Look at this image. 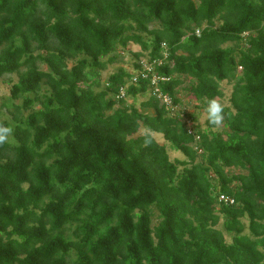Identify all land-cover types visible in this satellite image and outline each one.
Segmentation results:
<instances>
[{"label":"trees","instance_id":"trees-1","mask_svg":"<svg viewBox=\"0 0 264 264\" xmlns=\"http://www.w3.org/2000/svg\"><path fill=\"white\" fill-rule=\"evenodd\" d=\"M13 76L0 264H264V0H0ZM224 82L220 127L174 109Z\"/></svg>","mask_w":264,"mask_h":264},{"label":"rangeland","instance_id":"rangeland-1","mask_svg":"<svg viewBox=\"0 0 264 264\" xmlns=\"http://www.w3.org/2000/svg\"><path fill=\"white\" fill-rule=\"evenodd\" d=\"M129 51L126 53L125 58L121 60L118 63H115L111 65L107 70L103 71L102 73V80L105 81L113 72L117 71L121 67H125L129 72L133 71V64L136 61L135 57L133 56L132 53H138L141 52V46L139 45H130L129 46ZM131 51V52H130ZM140 62L143 60L142 58L138 59ZM17 79L16 76L13 77H6L4 80L0 81V105L5 102V99L9 96L10 92V80ZM222 87L225 93V97L221 100H219L223 106H226L228 104V98L230 97L231 91H232V85L224 82L222 83ZM181 97L184 100L185 105H179L178 107H175L176 111H180V115L182 117L185 116V113L188 112L190 113H196L197 115V121L198 124L204 126L207 122L206 119V114L204 113V109H197V104L190 103L189 105H186V94L184 92H181ZM4 119L3 117L0 118V121ZM153 137L161 144V145H166L168 147V143L164 140L163 136L160 134H153ZM170 150V149H168ZM170 153V158L171 160L175 159H184V155L180 152H169Z\"/></svg>","mask_w":264,"mask_h":264},{"label":"clouds","instance_id":"clouds-1","mask_svg":"<svg viewBox=\"0 0 264 264\" xmlns=\"http://www.w3.org/2000/svg\"><path fill=\"white\" fill-rule=\"evenodd\" d=\"M204 113L206 114V119L208 123L214 127H220L224 120V107L222 103L216 99H208L206 101V107L204 108ZM12 129L0 124V144L7 141ZM145 145L150 144L149 139H145Z\"/></svg>","mask_w":264,"mask_h":264},{"label":"built area","instance_id":"built-area-1","mask_svg":"<svg viewBox=\"0 0 264 264\" xmlns=\"http://www.w3.org/2000/svg\"><path fill=\"white\" fill-rule=\"evenodd\" d=\"M156 64H158V62H153V63H150V64L149 63H145V62L143 63L144 69L147 72V74H151L152 75L153 66L156 65ZM147 74H144L143 77H147ZM137 79H138V76H134L132 80L134 82H136ZM160 79L162 81L168 80V79H165V78H163V79L159 78L156 75H152L153 88L151 90V93H152V95H154L157 98H159L162 101L163 104H167L168 106H172L171 105V99L169 98V96L162 94L161 89L158 87V82H159ZM124 94H125L124 91L121 90V95L124 96ZM174 109H175V107H174ZM234 203H235L234 199L231 198L228 195H225V194H221L219 196V198H218V204L219 205H221V204L233 205Z\"/></svg>","mask_w":264,"mask_h":264}]
</instances>
